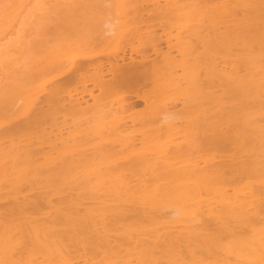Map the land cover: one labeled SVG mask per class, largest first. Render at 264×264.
Listing matches in <instances>:
<instances>
[{
    "label": "bare ground",
    "instance_id": "6f19581e",
    "mask_svg": "<svg viewBox=\"0 0 264 264\" xmlns=\"http://www.w3.org/2000/svg\"><path fill=\"white\" fill-rule=\"evenodd\" d=\"M73 3L0 40L74 32L48 85L0 73V264H264V0Z\"/></svg>",
    "mask_w": 264,
    "mask_h": 264
},
{
    "label": "rangeland",
    "instance_id": "374dc122",
    "mask_svg": "<svg viewBox=\"0 0 264 264\" xmlns=\"http://www.w3.org/2000/svg\"><path fill=\"white\" fill-rule=\"evenodd\" d=\"M43 1L47 4H44ZM72 1L75 2V4H78L79 2H81L80 7H77L78 14L81 16H83L85 14L96 15L97 13L102 14V15L108 14L107 11H104L102 9H96L97 8L96 4H98L104 0H37V2H36V0L35 1H33V0H11V1L10 0H0V40H2V44H8L9 43V40L6 39L7 33L11 32L10 34H14L15 32L18 31L20 34H26V32H29L28 29L32 26L30 24L31 26L29 27V23H28V20L30 19L29 17H31L32 13H33L32 16H34L35 13H36V15L37 14L40 15L41 11H39V13H38V9L43 8V7H41V5L42 6L46 5L50 9V7L53 6V3H54V6H53L54 8H51V9H57V13H58L59 10H61L60 12H62V10L66 9L65 5H67V6H68V4L71 5L73 3ZM108 1H112V0H108ZM55 3L57 6L55 5ZM73 5H74V3H73ZM8 6H10V7H8ZM47 7H44V9H45L44 12H46ZM58 7H59V9H58ZM41 10H43V9H41ZM68 10H70V9H68ZM71 11L72 10H70V12ZM75 11L76 10H73L72 12H74V14H76L77 12H75ZM52 12H54V10ZM59 16L60 15L57 14V17H59ZM34 17H31V19H33ZM57 19L58 18L50 20L44 26L42 25L43 29L41 30V32H39L37 34H35V32H34V34L32 36L33 39L31 38V41L32 40L36 41V42H33L34 46H35L34 49H33V46H31L32 48L29 46V48L24 49L22 53H19L18 55L16 54L17 55V57H16V55L10 56L9 52L7 51L8 50L7 47H5V46L0 47V73H2V76H8V78L9 77H15V80L19 81V82L26 80L28 82H30V81L33 82L34 85L35 84L36 85L41 84L44 86H45V84L48 85V83H50L51 81L56 80L58 75L68 67L67 66L68 62L64 58L65 53H63L61 51L60 46H58V44L60 45L59 42L61 40V39H57L58 36H60V34L58 32L59 30L55 29V27L52 26L53 23H51V21L55 20L54 21V23H55L56 21L59 20V19L58 20ZM60 22L61 21H58V23H60ZM26 23H28V24H26ZM54 29L57 31H55ZM64 31H66V30H61V32H60L62 37L64 36L63 34L66 35V33H63ZM68 31H70V33H72V34L74 33L73 31L71 32V30H67L68 36L70 35V33ZM173 33H175V31H173ZM80 34H82V32H80ZM66 36H64V37L67 39L68 37H66ZM74 36H78V35H74ZM64 37H63V39H64ZM14 38L15 37H11V39H14ZM72 38H73V36H72ZM63 39L61 41H63ZM68 39H70V38H68ZM56 43H58V44H56ZM48 47H49V49H48ZM31 49H32V51H31ZM6 52H8V54ZM72 53L75 54L74 51ZM61 56H62V58L60 59L61 63H58V57H61ZM51 57H53V58H51ZM54 58H57L56 61L58 64H60V66L58 64L53 65L55 63V61H54V63H52L53 61L51 62L50 60H55ZM49 62L52 65H50ZM38 85H37V87H35V86L33 87L32 85H30L29 88L33 87V88L38 89ZM30 90H32V89H30ZM35 91H37V90H35ZM95 93H96V91H95ZM23 97H25V99H26V98L30 97V95L29 96L23 95ZM170 97H172V95L168 94L167 97H165V100L169 99ZM86 98H87L88 103H90V104L93 103L92 98H90L88 96H86ZM112 102L115 103L116 99L112 98ZM114 105H116V104H114ZM111 107L113 108V106H111ZM142 107H143V104H140L137 107V109H140ZM177 108L179 109L180 105H178ZM22 110H25V109H22ZM129 125H131V123H129ZM74 127L75 126L71 125L69 127V129H67V130L72 131V130H74ZM137 127H139V126L134 125L133 128H137ZM67 130H65V132ZM65 135H66V133H65ZM200 152L204 155V156H202V158L207 159L209 161H211L210 160L211 158H218L219 159V157H222V156L228 154L226 149L218 148V145H212L210 147L203 148ZM229 192H231V190ZM223 253L227 256H234L235 252L232 251L230 253H227V252L226 253L223 252ZM245 261H243L245 264H252V263H249L250 260H247L248 262H245ZM134 262L135 261H133V263ZM79 263L82 264V262H78V264ZM254 264H256V263H254Z\"/></svg>",
    "mask_w": 264,
    "mask_h": 264
}]
</instances>
